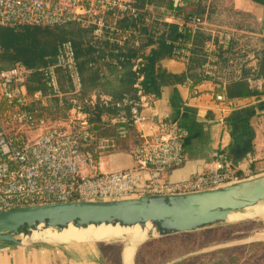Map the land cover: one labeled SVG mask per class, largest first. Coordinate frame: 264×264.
<instances>
[{
    "label": "built area",
    "instance_id": "obj_1",
    "mask_svg": "<svg viewBox=\"0 0 264 264\" xmlns=\"http://www.w3.org/2000/svg\"><path fill=\"white\" fill-rule=\"evenodd\" d=\"M184 1L172 0L173 8ZM151 20L179 19L180 30L190 36L172 44V58L188 65L199 52V67L205 77L217 74L221 53L229 50L234 30L217 29L201 50L195 36L206 22L196 14L182 18L141 0H0V27H63L77 25L90 34V44H104L114 53L137 46L140 41L138 19L145 11ZM138 70V60L133 66ZM34 74L41 76L47 92L30 91ZM64 76L62 84L60 76ZM185 85L190 86L187 80ZM84 87L79 60L70 40L57 47L55 60L44 67L28 68L22 63L0 70V213L23 207L72 201L96 202L148 195L199 192L244 180L250 172L235 168L226 152L215 155L214 167L177 182L162 181L160 172L180 168L185 163L188 129L178 121L155 120L150 116L149 98L135 84L137 98L125 97L116 104L118 113L110 119L116 135L99 136L91 123L95 95L80 99ZM102 104L110 99L99 94ZM226 108L232 102L225 94L215 96ZM54 101L67 118L48 115V102ZM67 104L69 105L66 108ZM90 105L91 111H85ZM135 132L132 168L100 172L98 160L118 150Z\"/></svg>",
    "mask_w": 264,
    "mask_h": 264
},
{
    "label": "crops",
    "instance_id": "obj_2",
    "mask_svg": "<svg viewBox=\"0 0 264 264\" xmlns=\"http://www.w3.org/2000/svg\"><path fill=\"white\" fill-rule=\"evenodd\" d=\"M191 9L193 6L184 1L181 10L188 13ZM196 15L206 22L202 35L211 39L214 30L232 29L233 40L229 50L221 53L214 78L203 76L197 68L196 74L204 77L197 84L188 79L190 86L185 82L166 85L159 97L149 98L151 117L178 121L189 131L185 140L184 165L160 172L157 177L162 181L177 182L208 171L214 167L215 155L220 150L226 152L235 168L250 172L251 177L264 174V0H201ZM164 22L179 25L181 21L169 19ZM163 66L173 74L187 70L186 65L173 59L163 61ZM241 81L257 94L228 98L227 87ZM95 93L93 91L90 96ZM221 93L232 102L231 106L222 108L217 103L215 96ZM101 117L104 122H110L108 113ZM134 143L133 131L118 150L100 157L99 171L132 168L135 162L130 149ZM183 234L142 242L134 251L132 264L183 263L190 258V251L171 255L169 250L179 245V237ZM245 243L241 239L233 246ZM125 248L124 241L0 243V264H127ZM203 248L196 253H202Z\"/></svg>",
    "mask_w": 264,
    "mask_h": 264
},
{
    "label": "trees",
    "instance_id": "obj_3",
    "mask_svg": "<svg viewBox=\"0 0 264 264\" xmlns=\"http://www.w3.org/2000/svg\"><path fill=\"white\" fill-rule=\"evenodd\" d=\"M147 3L157 10L162 7L165 12L174 13L182 18L192 14H197L199 4L191 3L193 9L185 13L183 10L174 9L172 0H141L142 6ZM76 30H75V29ZM138 30L140 32V41L137 46H130L114 53L104 44H90V39L85 40L83 29L77 25H68L63 27H0V70L14 66L16 63H22L28 68H39L47 66L55 60L58 45L66 40L72 41L79 60V68L83 78V90L78 98H91L90 93H95L96 105L93 108L91 123L99 136H115L116 125L110 122H104L102 114L108 113L111 119L118 113L116 104L125 97L137 98V89L135 84L138 81L142 93L146 96L157 98L161 90L166 85L182 84L188 79L192 84H197L203 76L196 74V69L203 63V58L199 52L193 56L187 65L185 73H170L164 66L163 61L172 58V44L180 37L188 38V28L174 23L151 20V12L145 11L140 14L138 19ZM208 37L199 32L195 36V43L201 50L203 44L208 41ZM147 49H149L147 51ZM138 60V70L134 71L133 66ZM62 84L65 82L64 76H60ZM33 82L29 86L30 91L41 89L47 92L41 76L34 74ZM103 94L110 99L108 105L102 104L99 94ZM255 90H251L246 82H235L227 87V96L230 99L256 95ZM69 106H66L68 108ZM92 107L87 105L85 111H91ZM248 222H239L227 224L215 228H209L199 232L183 234L179 238L178 247L183 248V252H192L190 243L196 238L201 240L206 236L215 233L221 235L228 230L243 226ZM189 238L191 242L188 241ZM188 245V246H186ZM176 246V245H175ZM172 246L169 250L178 247ZM252 245L249 244V247ZM181 252V253H183ZM187 252V253H188ZM180 253H177L178 255ZM213 253H201L188 258L181 264H208L206 259ZM162 253L160 254V256Z\"/></svg>",
    "mask_w": 264,
    "mask_h": 264
},
{
    "label": "water",
    "instance_id": "obj_4",
    "mask_svg": "<svg viewBox=\"0 0 264 264\" xmlns=\"http://www.w3.org/2000/svg\"><path fill=\"white\" fill-rule=\"evenodd\" d=\"M262 202L264 174L192 193L42 204L0 213V243H45L24 240L40 228L62 230L70 225L76 228L140 225L144 228L150 223L156 234L150 231L147 241L253 220L256 217L229 222L228 217Z\"/></svg>",
    "mask_w": 264,
    "mask_h": 264
},
{
    "label": "rangeland",
    "instance_id": "obj_5",
    "mask_svg": "<svg viewBox=\"0 0 264 264\" xmlns=\"http://www.w3.org/2000/svg\"><path fill=\"white\" fill-rule=\"evenodd\" d=\"M83 35H85V40L90 39V34L87 30L83 29ZM67 106L69 105L67 104ZM47 112L48 115L53 117L52 121L58 119V115H63V118H67L64 110H62V112L59 111L54 101L48 102ZM262 204H264V202H262ZM263 219L261 217H256L253 220L245 221L248 223L228 230L223 233L221 237H217L218 235L213 233L211 236L204 237L201 240V242L204 241L203 243H199L197 238L196 240L189 238L188 241L191 242V239L193 241V243H190V246L195 251L191 252L190 257L196 256V254H198L196 252L204 247L203 250H201L202 253H213L212 256L206 259L208 264H264ZM241 239L246 243L233 246L234 243L238 244ZM249 244L252 246L249 247ZM178 246L179 245H176L175 247ZM172 251L173 250H170V254L176 255L177 253L183 252V248L178 247L175 249V252L172 253ZM222 260H225V262L223 263Z\"/></svg>",
    "mask_w": 264,
    "mask_h": 264
},
{
    "label": "bare ground",
    "instance_id": "obj_6",
    "mask_svg": "<svg viewBox=\"0 0 264 264\" xmlns=\"http://www.w3.org/2000/svg\"><path fill=\"white\" fill-rule=\"evenodd\" d=\"M253 217L264 218V204L260 203L253 207L247 208L244 212L231 214L228 217V221L235 222L245 218ZM150 231H153L154 234H156V230L151 226L150 223L144 228L140 225L133 227H121L119 225H91L86 228H76L70 225L68 228L62 230H43L40 228L33 231L30 235L24 237V240L40 241L50 244H67L71 242L86 241H124L126 243V263L132 264L133 254L136 247L146 240Z\"/></svg>",
    "mask_w": 264,
    "mask_h": 264
}]
</instances>
